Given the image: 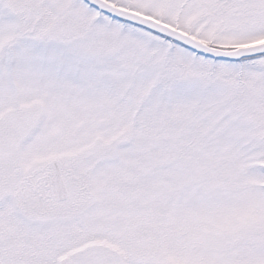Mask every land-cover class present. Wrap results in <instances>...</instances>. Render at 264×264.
Segmentation results:
<instances>
[{
  "label": "snow or ice",
  "instance_id": "1",
  "mask_svg": "<svg viewBox=\"0 0 264 264\" xmlns=\"http://www.w3.org/2000/svg\"><path fill=\"white\" fill-rule=\"evenodd\" d=\"M0 264H264V0H0Z\"/></svg>",
  "mask_w": 264,
  "mask_h": 264
}]
</instances>
